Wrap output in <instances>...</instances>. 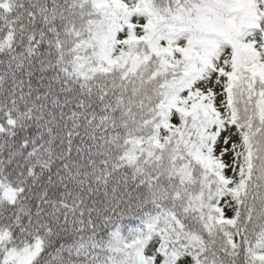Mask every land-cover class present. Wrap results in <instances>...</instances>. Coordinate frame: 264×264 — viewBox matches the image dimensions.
<instances>
[{"label": "snow or ice", "instance_id": "6c2138e0", "mask_svg": "<svg viewBox=\"0 0 264 264\" xmlns=\"http://www.w3.org/2000/svg\"><path fill=\"white\" fill-rule=\"evenodd\" d=\"M0 264H264V0H0Z\"/></svg>", "mask_w": 264, "mask_h": 264}]
</instances>
